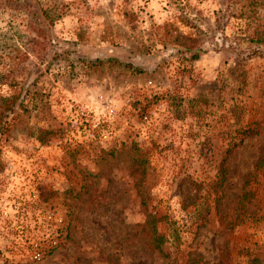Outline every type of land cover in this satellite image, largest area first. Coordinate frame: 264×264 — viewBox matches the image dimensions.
Wrapping results in <instances>:
<instances>
[{
    "label": "rangeland",
    "instance_id": "374dc122",
    "mask_svg": "<svg viewBox=\"0 0 264 264\" xmlns=\"http://www.w3.org/2000/svg\"><path fill=\"white\" fill-rule=\"evenodd\" d=\"M11 95L0 264H264V0H0Z\"/></svg>",
    "mask_w": 264,
    "mask_h": 264
},
{
    "label": "trees",
    "instance_id": "16d2710c",
    "mask_svg": "<svg viewBox=\"0 0 264 264\" xmlns=\"http://www.w3.org/2000/svg\"><path fill=\"white\" fill-rule=\"evenodd\" d=\"M185 50L190 52L189 58L191 60L196 59L200 53L198 49L185 48ZM133 70H135L136 72H142V69H139V68H134ZM16 98L17 96H14V95H11L8 97H0V135H2L7 130L6 129L7 114L13 110L14 104L16 102ZM235 145L236 143L232 142L231 145L229 146L235 147ZM153 233H155V231H153ZM58 236H60L59 228L50 227L48 231L43 232L41 239L27 238L21 241L23 242L22 245L26 249H29L30 254L34 253V257L40 259L48 255L51 252V250L57 246ZM157 238L159 241L163 240V236L161 235L157 236Z\"/></svg>",
    "mask_w": 264,
    "mask_h": 264
}]
</instances>
